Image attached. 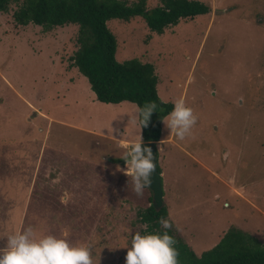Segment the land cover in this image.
Here are the masks:
<instances>
[{
    "label": "rangeland",
    "instance_id": "1",
    "mask_svg": "<svg viewBox=\"0 0 264 264\" xmlns=\"http://www.w3.org/2000/svg\"><path fill=\"white\" fill-rule=\"evenodd\" d=\"M200 1L209 13L161 33L141 16L106 22L116 60L151 62L159 97L184 98L198 117L184 140L162 121L156 144L165 219L198 255L230 226L264 243V0ZM16 8L0 11V248L31 226L37 237L91 244L93 264H125L151 196L116 167L142 139L138 107L95 98L71 65L76 24L20 25Z\"/></svg>",
    "mask_w": 264,
    "mask_h": 264
},
{
    "label": "trees",
    "instance_id": "2",
    "mask_svg": "<svg viewBox=\"0 0 264 264\" xmlns=\"http://www.w3.org/2000/svg\"><path fill=\"white\" fill-rule=\"evenodd\" d=\"M11 3L17 5L12 17L20 25L33 23L49 30L76 24L78 47L71 56V65L87 78L96 99L105 103H135L142 141L157 144L162 139L161 124L172 111L173 102L159 97L158 77L151 62L137 58L116 60V38L106 22L113 18L129 21L134 16H141L150 30L161 33L166 26L181 19L209 13V5L200 0H160V4L147 9L146 0H136L132 4L126 0H0V11H8ZM147 102H155L157 110L144 126L139 109ZM156 166L161 173L157 149ZM151 199L152 195L149 206L140 211V221L146 224L148 233L162 235L168 231L173 237V229L163 230L158 222L160 217L167 218L166 206L156 210ZM174 239L179 252L178 264H264V243L236 226H230L215 245L200 255L176 235Z\"/></svg>",
    "mask_w": 264,
    "mask_h": 264
},
{
    "label": "clouds",
    "instance_id": "3",
    "mask_svg": "<svg viewBox=\"0 0 264 264\" xmlns=\"http://www.w3.org/2000/svg\"><path fill=\"white\" fill-rule=\"evenodd\" d=\"M173 109L167 117L163 118L164 125L179 140L191 135L198 117L191 107L186 105L184 98L173 102ZM157 110L155 102H147L139 109L142 117L141 123L147 126L152 113ZM165 140L161 141L163 144ZM126 150L121 156L126 168L122 170L131 178L133 191L142 196L145 187L151 183L150 177L155 170L153 152L150 147H142L139 142L125 146ZM163 229H171L173 223L170 219L159 218ZM6 246L0 248V264H93L91 244L72 245L63 238L54 235L37 237L31 226L9 234ZM175 239L164 231L145 234L136 232L132 235L131 247H127L125 264H178L179 252L175 248Z\"/></svg>",
    "mask_w": 264,
    "mask_h": 264
},
{
    "label": "water",
    "instance_id": "4",
    "mask_svg": "<svg viewBox=\"0 0 264 264\" xmlns=\"http://www.w3.org/2000/svg\"><path fill=\"white\" fill-rule=\"evenodd\" d=\"M156 143L154 141H142V147L147 146L150 147L153 152L154 163L156 164ZM151 183L148 188L151 190V204L156 209L159 210L163 205V190H162V182H161V174L157 170V166L155 170L151 174L150 177Z\"/></svg>",
    "mask_w": 264,
    "mask_h": 264
},
{
    "label": "crops",
    "instance_id": "5",
    "mask_svg": "<svg viewBox=\"0 0 264 264\" xmlns=\"http://www.w3.org/2000/svg\"><path fill=\"white\" fill-rule=\"evenodd\" d=\"M57 27V26H56ZM54 51H56V50H54ZM73 66V65H72ZM94 96H95V98H96V95H95V93H94ZM99 101V100H98ZM101 102V101H100ZM105 103V102H104ZM112 104H116V103H112ZM162 140V139H161ZM130 144V143H129Z\"/></svg>",
    "mask_w": 264,
    "mask_h": 264
}]
</instances>
